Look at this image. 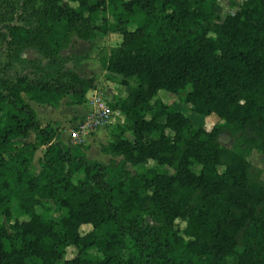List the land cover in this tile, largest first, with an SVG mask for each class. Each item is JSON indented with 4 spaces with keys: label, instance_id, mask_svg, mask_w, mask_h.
<instances>
[{
    "label": "trees",
    "instance_id": "trees-1",
    "mask_svg": "<svg viewBox=\"0 0 264 264\" xmlns=\"http://www.w3.org/2000/svg\"><path fill=\"white\" fill-rule=\"evenodd\" d=\"M217 12V0H0V264H264V181L246 158L264 155V0ZM97 32L120 34L97 58L129 88L109 103L123 120L100 146L107 162L63 143L28 102H85L87 56L64 51ZM188 88L191 112L224 123L195 128L156 98Z\"/></svg>",
    "mask_w": 264,
    "mask_h": 264
},
{
    "label": "rangeland",
    "instance_id": "rangeland-1",
    "mask_svg": "<svg viewBox=\"0 0 264 264\" xmlns=\"http://www.w3.org/2000/svg\"><path fill=\"white\" fill-rule=\"evenodd\" d=\"M245 0H217L218 4V16L220 20H223L227 15L235 13L241 4ZM70 5L73 8L80 9L85 11V8H80L78 3L76 2H70ZM2 11V7H1ZM108 17V15H106ZM134 26L131 25L130 29H133ZM121 36L118 33H109V34H102L100 32L96 33L95 38L89 40V41H81V40H74L72 45L64 51V53L68 55H77V56H87L86 59H83L82 61L78 62L76 65V70L80 75H85V76H92L94 77L95 84L93 89L86 95V103L91 107V111L93 110L92 107V97L99 96L102 98L103 101H105L108 105L109 103H112L116 98L118 97H123L126 95L128 88H125L124 86L119 84L118 77L115 78H108L105 73V71L101 68V65L98 61L97 55L99 51L103 47H113L118 45L120 42ZM23 57L25 58H34L37 56L36 52L33 50H25L24 53L22 54ZM7 60L6 54L4 52L0 51V61L5 62ZM15 69H19L18 66L13 67L10 72H14ZM131 84H135V79H131ZM189 90L186 89L184 91H179L177 94L170 93L165 90H159L157 93L156 98L162 100L165 104H167L170 109L175 110V111H181L184 113L186 116H188L192 124L195 128L197 127H204L206 130H210L213 126H218L220 124H223L224 121L217 118L216 115L211 114L210 116L203 117L197 114H194L191 112L189 109L188 105L184 102V97L186 92ZM65 99V100H64ZM70 99V95H67L65 98H63V103L66 102V100ZM29 103H32V107L35 109L37 118L39 120L40 125H45L48 122L45 120L49 115H42V108L45 106L49 107L47 104H38L33 101H28ZM89 103V104H88ZM90 111V112H91ZM89 112V113H90ZM88 113V115H89ZM115 122L106 124V128L108 131L109 135V130L112 129L117 122H119L122 118L121 115H115ZM42 125V126H43ZM56 126V125H55ZM125 135L129 138L132 139V136L130 132H126ZM110 136V135H109ZM33 140V133L30 134L29 138L26 139V141H32ZM219 140L222 144L224 145H230L233 141L231 136L224 132L220 134ZM101 146V145H100ZM43 153V148H40L36 154L35 158L31 167V170L33 172L37 171L39 169L38 165V159L41 157ZM87 155V154H86ZM89 156H92V153H88ZM101 155V154H100ZM104 155V154H103ZM102 156V155H101ZM105 160L101 159L100 161L107 162L109 156L104 155ZM88 157V156H87ZM89 158V157H88ZM247 160L251 164V178L255 181L263 182L264 181V155L261 154L260 152L254 150L251 153H249L246 156ZM99 160V159H98ZM152 162H149L148 165H152ZM197 166H194L193 169L196 171ZM144 167L142 165L138 166L135 170L137 171H142ZM160 171L162 172H167V173H172V170L166 166L160 167ZM47 205H52L51 201L46 202ZM36 210L38 212H42L40 207H37ZM18 214L17 210L15 209V204L13 205V217H15ZM66 214V211L63 210L59 213L57 212H50L49 217L55 221L60 219L62 216ZM1 221H4V219L1 218ZM8 224V223H6ZM182 225V224H180ZM184 225V224H183ZM91 227L89 225H83L81 227V231L85 232L89 230ZM88 254L92 256V258H100V254L93 248L89 249ZM75 254V249L73 247H70L67 249L66 257L69 258ZM231 261V259H229Z\"/></svg>",
    "mask_w": 264,
    "mask_h": 264
},
{
    "label": "crops",
    "instance_id": "crops-1",
    "mask_svg": "<svg viewBox=\"0 0 264 264\" xmlns=\"http://www.w3.org/2000/svg\"><path fill=\"white\" fill-rule=\"evenodd\" d=\"M91 90H89L87 94L90 93ZM70 100L71 99L66 100L65 103H63L62 100L56 107L45 106L41 109L42 115H49L45 120L48 123H52L59 127L61 140L68 146L72 137V130H74L79 122L83 120L91 111V107L87 105L86 102L79 105H70L68 103ZM29 104L32 105L31 102ZM110 138L111 137L108 135V131L105 125L99 126L93 133H91L89 136H86L84 145L87 147V150L85 151L87 156L91 159L105 160V156L100 152V145L107 143ZM90 152L92 153V156L88 155V153Z\"/></svg>",
    "mask_w": 264,
    "mask_h": 264
},
{
    "label": "built area",
    "instance_id": "built-area-1",
    "mask_svg": "<svg viewBox=\"0 0 264 264\" xmlns=\"http://www.w3.org/2000/svg\"><path fill=\"white\" fill-rule=\"evenodd\" d=\"M93 110L72 130V137L69 146L85 144L86 136L93 133L99 126L116 121L115 115H121L119 111L112 110L101 97H92ZM123 118H121L122 122Z\"/></svg>",
    "mask_w": 264,
    "mask_h": 264
}]
</instances>
